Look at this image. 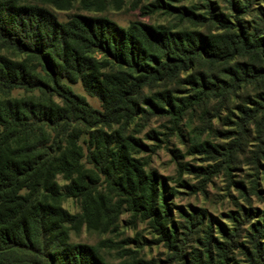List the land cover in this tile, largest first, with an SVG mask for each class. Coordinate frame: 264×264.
<instances>
[{"label":"trees","instance_id":"obj_1","mask_svg":"<svg viewBox=\"0 0 264 264\" xmlns=\"http://www.w3.org/2000/svg\"><path fill=\"white\" fill-rule=\"evenodd\" d=\"M76 1L0 0V264H113L102 253L105 242L73 243L71 233L84 227L107 233L125 210L148 222L157 241L182 264H230L240 248L236 231L227 245L216 246L210 231L203 253H184L164 183L136 156L147 147L129 128L157 115L178 120L205 100L222 107L245 88L264 83V14L251 34L239 21L250 1L242 11L231 2L233 20L215 14L210 0L208 17L168 7L182 21L213 24L223 32L204 35L143 22L122 27L101 14L110 6L121 10L127 0H79L93 15L61 22L54 10L69 11ZM141 2L134 0L135 6ZM241 59L261 67L238 63ZM204 62L234 63L235 69L226 80L195 79L191 73ZM184 75L194 91L186 105L177 109L162 93L144 107L145 89ZM77 84L102 110L73 91ZM14 91L25 96L12 98ZM242 113L236 125L246 131L264 115V100ZM68 200L79 204L80 213L64 207ZM253 232L248 264H264V218Z\"/></svg>","mask_w":264,"mask_h":264},{"label":"rangeland","instance_id":"obj_2","mask_svg":"<svg viewBox=\"0 0 264 264\" xmlns=\"http://www.w3.org/2000/svg\"><path fill=\"white\" fill-rule=\"evenodd\" d=\"M207 1L142 0L135 6L134 0H127L121 10L110 6L101 15L122 27H128L132 22H143L179 32L222 34L213 24H193L167 12L170 7L198 17H208ZM210 1L215 14L232 20L237 16L236 11H242L250 1L248 12L239 16L240 25L248 33L252 34L262 22L264 0ZM54 12L61 22H67L78 14L93 15L81 9L79 0L69 11ZM237 62L261 67L250 59ZM230 69H235L234 63L218 65L204 62L191 74L195 79L214 82L228 79ZM188 77L184 75L145 89L144 107L148 109L147 99L156 102L155 95L162 93L172 97L177 109L186 105L188 97L194 95L193 88L187 83ZM71 88L84 96L94 109L102 110L99 100L89 97L80 84L71 85ZM23 96V91L11 94L12 98ZM263 100L264 83H261L245 88L222 107L217 100H205L190 106L178 120L169 115H157L139 119L129 128V134L147 147L136 156L147 163L148 172L155 173L164 183L166 202L173 214L172 226L177 232L179 246L189 257L204 252L208 232L211 231L216 246L217 243L227 245L229 234L236 231L240 248L231 254L230 264H248L247 251L252 249L253 227L264 218V130L260 128L264 115L249 124L246 131H241L236 124L243 117V110L252 109L255 102ZM86 139L82 138L81 143ZM226 154L230 158L229 163L225 162ZM64 207L72 214L80 213L76 201L68 200ZM71 241L92 246L105 242L102 253L113 264L132 259L182 264L157 241L148 222L134 219L127 210L109 232L102 234L84 227L79 233H71ZM262 250L264 253V239Z\"/></svg>","mask_w":264,"mask_h":264}]
</instances>
